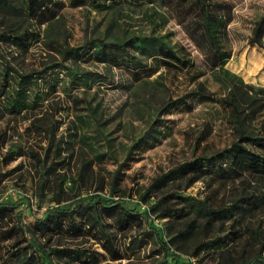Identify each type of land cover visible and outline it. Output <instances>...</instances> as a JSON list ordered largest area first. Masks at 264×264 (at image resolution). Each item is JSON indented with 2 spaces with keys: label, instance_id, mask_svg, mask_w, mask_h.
<instances>
[{
  "label": "rangeland",
  "instance_id": "obj_1",
  "mask_svg": "<svg viewBox=\"0 0 264 264\" xmlns=\"http://www.w3.org/2000/svg\"><path fill=\"white\" fill-rule=\"evenodd\" d=\"M62 1L56 16L40 26L24 15L0 11V33L9 22L32 32L25 50L0 40V202L19 200L17 209L26 224L58 200L66 203L94 192L147 209L163 188L183 186L169 181L147 190L155 178L183 159L237 138L224 101L197 97V82L215 98H226L232 88L240 107L251 97L248 86L264 87V38L262 46L248 42L254 20L264 14V0H218L227 2L231 12L222 39L231 56L218 70L209 66L196 8L186 0H101L100 7H74L69 0ZM132 36L159 37L191 65L188 69L161 65L150 73V58L118 47ZM97 38L113 44L114 51L104 62L91 53L94 48L76 58L60 55L66 47ZM58 63L70 69L44 71ZM35 71L18 85V74ZM15 90L22 98L19 113L8 109L7 99ZM249 123L259 128L258 122ZM211 186L214 193L201 179L180 191L196 198L214 194L227 201L240 189L239 180ZM107 222L121 259H110L92 240L62 241L98 251V262L91 264H155L163 258L160 242L146 233L145 226L121 231L112 219ZM182 222L183 218L158 214L149 220L181 260L241 264L264 252V206L184 238L177 235ZM27 236L44 242L45 249L50 245L31 232ZM201 242L205 248L196 251Z\"/></svg>",
  "mask_w": 264,
  "mask_h": 264
},
{
  "label": "trees",
  "instance_id": "obj_2",
  "mask_svg": "<svg viewBox=\"0 0 264 264\" xmlns=\"http://www.w3.org/2000/svg\"><path fill=\"white\" fill-rule=\"evenodd\" d=\"M186 1L196 8L197 29L206 43L209 66L218 70L231 56V50L225 47L222 41L231 20V12L225 6L227 2ZM69 3L74 7L102 5L101 0H69ZM62 6V0H0V11L9 16L24 15L38 26L54 18ZM22 29L14 22H9L4 32L0 33V40L10 41L25 50L30 45L32 36L29 35H32V32H28L26 28ZM262 38L264 14L254 20L248 42L262 46ZM112 45L97 38L86 41L81 46L66 47L60 50V55L76 58L85 53L84 49L91 51L94 48L91 53L98 61L104 62L107 60V54L114 51ZM118 47L120 51L131 48L150 58V68L152 67L150 73L157 71L161 65L180 69H188L191 65L189 58L181 57L171 46L155 36H132ZM134 59L132 56L130 60ZM54 67L70 69L65 64L58 63L56 66L46 67L44 71ZM6 69L11 70V66L6 64ZM36 73L35 71L18 74V85L21 84V80L33 77L32 75ZM202 74L204 73H199L198 77ZM195 87V95L203 100L224 101L234 119L236 140L209 153H200L183 159L155 178L147 190L159 188L169 181L182 182L183 186L163 188L161 194L157 195L145 210H139L125 199L100 196L94 192L78 196L66 203H60L58 200L56 204L48 206L41 216H35L31 224H26L21 210L17 209L19 200L0 202V264H57L54 258L57 261L64 260L75 264L98 262V251L86 250L83 246H72L64 242L65 239L78 238L99 243L112 260L121 259L124 256L114 246L107 228L108 219H112L117 229L121 231L145 226L146 233L152 234L163 249V258L155 264H193L191 261L181 260L179 254L170 251V247L160 238L159 230L149 223L151 214H158L163 218H183L182 227L177 231V235L184 238L199 230L204 232L214 230L215 225L223 226L226 221L238 219L245 213L264 206V87L255 89L248 86L252 94L247 104L242 107L236 102L232 88L228 90L229 96L226 95V98L221 96L215 98L209 94V90L202 82L198 81ZM7 100L9 111L19 113L22 105L20 92L15 90V94ZM251 121L258 122L259 128L255 129L252 123H249ZM201 179L206 181L211 193L216 189L211 186L212 184H225L235 180H239L240 189L236 192V198L227 201L218 199L214 194L196 198L180 191L181 188H187ZM28 232L43 238L45 242L50 243L49 247L45 249L44 242L29 238ZM131 241L133 240H130V243ZM205 246L206 243L201 242L196 251L204 249ZM125 264L134 263L128 261ZM241 264H264V252L254 254Z\"/></svg>",
  "mask_w": 264,
  "mask_h": 264
}]
</instances>
